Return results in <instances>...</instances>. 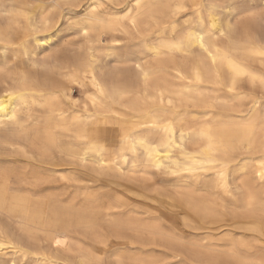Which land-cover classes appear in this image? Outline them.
I'll use <instances>...</instances> for the list:
<instances>
[{
  "label": "bare ground",
  "instance_id": "1",
  "mask_svg": "<svg viewBox=\"0 0 264 264\" xmlns=\"http://www.w3.org/2000/svg\"><path fill=\"white\" fill-rule=\"evenodd\" d=\"M0 264H264V0H0Z\"/></svg>",
  "mask_w": 264,
  "mask_h": 264
},
{
  "label": "crops",
  "instance_id": "2",
  "mask_svg": "<svg viewBox=\"0 0 264 264\" xmlns=\"http://www.w3.org/2000/svg\"><path fill=\"white\" fill-rule=\"evenodd\" d=\"M5 196L7 197L5 189L0 187V207L22 215L29 213L32 222H39L38 211L41 210L39 202H36L31 196L29 198L13 196L11 201L5 205Z\"/></svg>",
  "mask_w": 264,
  "mask_h": 264
},
{
  "label": "rangeland",
  "instance_id": "3",
  "mask_svg": "<svg viewBox=\"0 0 264 264\" xmlns=\"http://www.w3.org/2000/svg\"><path fill=\"white\" fill-rule=\"evenodd\" d=\"M30 196V195H29Z\"/></svg>",
  "mask_w": 264,
  "mask_h": 264
}]
</instances>
